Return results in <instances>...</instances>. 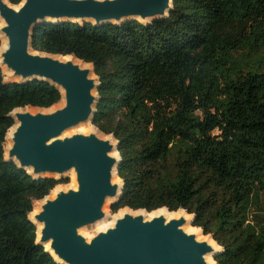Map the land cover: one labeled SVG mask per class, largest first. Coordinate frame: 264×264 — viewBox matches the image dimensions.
Returning <instances> with one entry per match:
<instances>
[{"label": "trees", "instance_id": "obj_1", "mask_svg": "<svg viewBox=\"0 0 264 264\" xmlns=\"http://www.w3.org/2000/svg\"><path fill=\"white\" fill-rule=\"evenodd\" d=\"M33 49L93 65L92 125L120 156L113 214L184 210L218 245L215 264H264V0H173L147 24L44 23ZM61 100L0 68V264H59L29 214L61 183L33 178L4 146L15 109Z\"/></svg>", "mask_w": 264, "mask_h": 264}, {"label": "water", "instance_id": "obj_2", "mask_svg": "<svg viewBox=\"0 0 264 264\" xmlns=\"http://www.w3.org/2000/svg\"><path fill=\"white\" fill-rule=\"evenodd\" d=\"M172 2L24 0L15 9L17 6L9 1H0V19L4 22L0 33L7 40L0 68L5 66L19 83L37 80L51 84L64 101L62 108L51 113L32 115L14 110L10 117L18 124L5 157L33 178L52 179L74 173L77 188L43 199L39 213L33 217L35 222L29 218L35 227L36 223L42 226L37 244L59 264H209L208 258L214 262L219 251L210 236L218 249L187 234L184 227L188 220L183 217L146 220L142 214L125 213L112 228L97 233L90 241L80 234L82 229L104 221L106 205L120 198L123 183H113L120 163L118 142L99 131L64 137L69 130L92 125L99 80L92 64L74 56L48 55L33 49L34 29L48 21L104 25L139 20L147 24L167 17Z\"/></svg>", "mask_w": 264, "mask_h": 264}, {"label": "bare ground", "instance_id": "obj_3", "mask_svg": "<svg viewBox=\"0 0 264 264\" xmlns=\"http://www.w3.org/2000/svg\"><path fill=\"white\" fill-rule=\"evenodd\" d=\"M0 1L5 2V0H0ZM23 2H24V0H22V3H23ZM18 7H20V6L15 7V9H18ZM137 21H139V20H137ZM47 23H53V24H55L56 22H55V21H48ZM3 26H4V22H3L2 19H0V29H1ZM0 42H1V45H0V55H1V54L5 51L6 46H7V40H6V38L4 37V35H3L2 33H0ZM57 58H58V59H61V60H63V61H67V60L70 59V58H68V57H64V58H62V57H57ZM0 62H1V59H0ZM85 67H86V68H91L90 65H85ZM1 70L3 71V73H4V75H5V79H6L7 81H9V82H19V80L16 79V78H14V77L12 76L11 72L8 71V70L6 69L5 66L2 65V66H1ZM63 106H64V101L62 100L61 103H60L58 106L55 105V106H53V107H51V108H49V109H35V108H29V107H26V108L23 109V110L15 109L16 111H15L14 113L28 112V113H30V114H32V115L37 114V113H39V112L51 113V112H54V111L57 110V109L62 108ZM17 124H18V123L16 122V123L14 124V127L11 128V129L8 131L7 135H6V138H5V146H4L5 157L7 156V151H8V149H9V148L11 147V145H12L11 138H12V134H13L14 129H15V127L17 126ZM87 125H89V124H87ZM78 129H79V130L81 129L80 131H82L83 126H80ZM91 131L97 133V131H96L95 129H92ZM97 134H98V133H97ZM107 139H108V138H107ZM69 176H70L71 179H72V184L69 185V187H70V189L75 190V189L77 188V186H76V181H75L74 173H73V172H70V173H69ZM113 183H114V184H118L119 186L122 185V181H121L120 179H118L117 177H115V178L113 179ZM57 193H58V188L56 187V188L51 192V194H50L49 196H47L46 198H48L49 200H50V199H53ZM35 204H36V205H34L33 212L29 214V218H30L33 222H35L34 219H33V217H34L36 214L39 213V211H40V206L43 204V202H42V201H37ZM125 213L132 214L133 216L141 215V214H142V215H144V217H145L146 220H150L151 218L156 217V216H163L167 221H169V220H171V219H178V218L183 217L185 220H188L187 225L184 227V231H185L187 234H194V235H196V237H197V239H198L199 241H208L210 244H213V245L215 246V248L217 247V246L213 243V241L209 239L208 236H203L202 233H201V231L198 230V228H193V227H192V219H193V217L187 215L186 213L182 212L181 210H180V211H177V212H168V211H166V209H160V210H157V211L151 212V213H149V214H145V213H143V212H141V211H131V210H128V209H122V210H120V211L117 213V215L113 216L111 219H109V220H104V221H102V222L97 223L95 226H93V229H95L96 234L99 233V232H103V231H105V230H107V229H109V228H112L113 225H114V223H115V221H116L117 219L121 218ZM170 213H177V214H170ZM36 225H37V226H36V229H37L36 237H37V239H39V237H40V231H41L42 226L39 225V224H37V223H36ZM81 235H82V234H81ZM82 236L85 237V238L87 239V241H90V240L92 239V235H90V234H86L85 232H84V235H82ZM48 248H49V244H46V245H45V249L48 250ZM217 249H218V247H217ZM208 259H209V260H208V261H209V264H214V262L212 261L211 257H209Z\"/></svg>", "mask_w": 264, "mask_h": 264}, {"label": "rangeland", "instance_id": "obj_4", "mask_svg": "<svg viewBox=\"0 0 264 264\" xmlns=\"http://www.w3.org/2000/svg\"><path fill=\"white\" fill-rule=\"evenodd\" d=\"M62 101V100H61ZM61 103V102H60ZM60 103H58L56 106H58ZM83 126V129L82 131H80L78 128H74L72 130H69L65 133L64 137L67 136V137H70L74 134H88L92 129H95L96 131H98L95 127H93V125H82ZM75 176V175H74ZM52 179H55V180H58L61 184L57 185V188H58V191H67L70 187L69 185L72 184V179L71 177L69 176V174H66L65 176L63 177H58V176H53ZM51 194V193H50ZM36 205V204H34ZM112 203L109 202L106 207H105V215H106V218L105 220H109L111 219L113 216L117 215V214H113L112 213V210H111V207H112ZM129 210V209H128ZM170 214H177V213H170ZM199 231H201L200 229H198ZM84 232L86 234H90L92 235V237L94 235H96V231L95 229H93V226L92 227H88V228H85V229H82L80 231V234L84 235ZM202 233V231H201ZM203 235V234H202ZM209 237V236H208Z\"/></svg>", "mask_w": 264, "mask_h": 264}]
</instances>
